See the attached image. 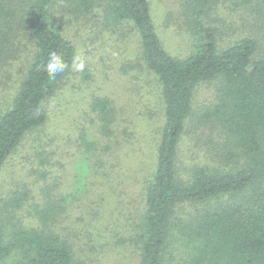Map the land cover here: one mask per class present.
I'll return each mask as SVG.
<instances>
[{"label":"trees","instance_id":"1","mask_svg":"<svg viewBox=\"0 0 264 264\" xmlns=\"http://www.w3.org/2000/svg\"><path fill=\"white\" fill-rule=\"evenodd\" d=\"M221 6L238 32L227 46L208 23ZM175 15L194 36L184 57L165 46L151 0H0V92L15 86L10 102L0 104V171L18 152L28 170L0 199V264H84L70 236L86 213L97 211L98 185L121 168L113 135L123 115L116 100L91 95L69 137L51 128L48 103L66 86L77 56L73 29L79 38L89 32L92 42L105 34L116 43L134 35L140 60L160 85L164 121L137 225L138 264H169L167 250L177 234L193 243L189 264H264V0H180ZM53 51L68 65L54 78L44 70ZM79 72L83 83L98 80L88 65ZM202 83L212 85L215 99L197 107L194 93ZM189 121L206 137L197 140L208 142L207 153L229 166L201 160L188 178L180 174V141ZM92 124L100 140L90 138ZM185 203L195 211L178 221Z\"/></svg>","mask_w":264,"mask_h":264},{"label":"rangeland","instance_id":"2","mask_svg":"<svg viewBox=\"0 0 264 264\" xmlns=\"http://www.w3.org/2000/svg\"><path fill=\"white\" fill-rule=\"evenodd\" d=\"M151 1L157 30L167 49L174 55H189L193 50L194 36L185 19L175 15L180 0ZM228 13L227 7H218L214 15L217 19L211 18L208 22L219 28L221 46L229 45L238 36L234 27L236 19L229 17ZM78 35L77 29H73L70 36L76 44L77 55L84 59L85 65L92 69L98 80L90 84L83 83L80 72L72 70L66 86L48 103L52 118L51 128L59 127L69 137L76 133L78 115L83 110H89L88 100L91 95L109 96L116 100L119 111L117 114L123 115L118 116L117 120L116 128L119 132L116 131L113 135V138H119L118 155L122 156L123 162L121 158V162H118L121 168H115L113 172L112 169H107L112 172V177L105 178L106 182L98 185L95 197L101 202L95 209L97 211L86 213V221L80 223L78 233L70 238L76 243L77 256L80 261H85L84 264H138L140 246L137 225L145 207L146 181L155 165L157 142L164 121L160 85L140 60V47L134 35L121 43H116L115 38L109 34L102 35L95 42L90 41L93 36L89 32L83 34L82 38ZM133 63L134 68L123 70L131 67ZM15 78L20 80L21 77ZM14 89L15 86L12 85L7 92H0V104L10 102ZM214 99L211 84L202 83L196 88L195 106H207ZM122 118L126 119L125 122ZM86 124H89V119ZM188 126L190 127L186 128L180 141L179 151L180 174L183 177L188 178L190 167L201 160L216 163L218 167L229 166L231 161L208 154V142L197 140V136L206 137L201 131L196 132L198 129L192 126L191 121ZM89 128L92 132L90 138L100 140L101 135H98L95 124ZM81 153L78 151L72 159L78 160ZM22 156L20 152L16 153L0 171V199L25 179L28 170L26 159ZM116 156L112 155L111 160L116 161ZM71 161L69 167L74 170L75 163ZM98 192L104 195L102 200ZM120 201L122 205H118ZM194 208V205L185 203L176 213L177 220L189 219L195 211ZM87 222L91 224L86 226ZM76 225L71 226V231L76 229ZM184 239L177 234L172 240L166 255L169 264H189L193 243Z\"/></svg>","mask_w":264,"mask_h":264},{"label":"clouds","instance_id":"3","mask_svg":"<svg viewBox=\"0 0 264 264\" xmlns=\"http://www.w3.org/2000/svg\"><path fill=\"white\" fill-rule=\"evenodd\" d=\"M67 67L68 65H66L62 56L59 53L53 51L49 54V58L45 64L44 70L46 71L48 76L54 78L58 74L63 73ZM84 68H85V61L78 54L72 60L71 69L73 71L79 72V71H83Z\"/></svg>","mask_w":264,"mask_h":264}]
</instances>
